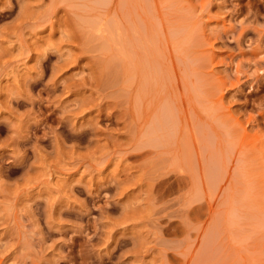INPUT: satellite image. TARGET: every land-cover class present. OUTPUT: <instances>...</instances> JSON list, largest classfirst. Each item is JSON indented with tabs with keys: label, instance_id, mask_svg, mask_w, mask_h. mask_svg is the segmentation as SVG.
<instances>
[{
	"label": "rangeland",
	"instance_id": "rangeland-1",
	"mask_svg": "<svg viewBox=\"0 0 264 264\" xmlns=\"http://www.w3.org/2000/svg\"><path fill=\"white\" fill-rule=\"evenodd\" d=\"M0 264H264V0H0Z\"/></svg>",
	"mask_w": 264,
	"mask_h": 264
}]
</instances>
